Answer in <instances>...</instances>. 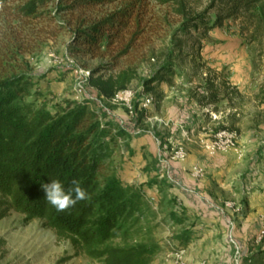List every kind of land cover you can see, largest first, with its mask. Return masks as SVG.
Returning a JSON list of instances; mask_svg holds the SVG:
<instances>
[{
	"label": "rangeland",
	"instance_id": "rangeland-1",
	"mask_svg": "<svg viewBox=\"0 0 264 264\" xmlns=\"http://www.w3.org/2000/svg\"><path fill=\"white\" fill-rule=\"evenodd\" d=\"M56 1L49 2L47 10L54 13ZM176 3L184 7L183 16ZM17 6L0 5V77L25 72L33 79V91L41 94L36 104L51 110L65 101L83 102L106 115L114 129L125 130L127 138L112 151L111 166L117 180L137 188L149 204L144 228L151 230L157 248L160 244L157 254L164 259L159 263L171 260L166 242L180 244L178 240L192 236L202 238L197 245L198 264H264V233L260 235L264 217L261 229L259 221L257 225L245 221L249 202L264 210V21L257 10L225 20L221 28L186 34L180 31L185 19L205 14L211 24L220 4L212 0L165 4L113 0L64 11L57 16L58 22L72 25L76 21L88 25L123 10L133 11L134 19L121 44L101 58H81L71 51V35L60 31L55 21L25 25L16 18ZM126 46V54L119 57ZM168 58L171 75L163 74L160 82L146 85ZM126 69L135 74L126 88L131 94L128 102L99 99L85 81L91 74L107 78ZM146 100L149 105L143 109ZM154 116L164 125L156 127L151 120ZM220 132L234 134V146L210 153L204 144L213 143ZM178 148L186 154L183 162L170 160ZM190 155L199 166L216 156L232 166L207 175L201 171V177L195 178L184 165ZM178 172L193 180L214 177L224 182L222 191L214 196V215L222 222L218 235L209 227L200 229L201 221L194 214L181 213L179 202L170 205L165 195L174 185L179 186ZM176 218L181 219L178 225ZM0 264L96 263L57 239L40 221L25 223L22 216L7 212L0 220Z\"/></svg>",
	"mask_w": 264,
	"mask_h": 264
},
{
	"label": "trees",
	"instance_id": "trees-1",
	"mask_svg": "<svg viewBox=\"0 0 264 264\" xmlns=\"http://www.w3.org/2000/svg\"><path fill=\"white\" fill-rule=\"evenodd\" d=\"M51 1L0 0V5L18 3L16 18L25 25L55 21L60 31L71 35V51L81 58L105 56L121 44L134 19L132 10H123L88 25L79 21L64 24L57 20L64 11L89 9L113 0H57L55 14L47 10ZM159 1L165 4L171 0ZM212 1L221 7L214 21L208 24L205 14L185 19L180 28L183 34L221 28L225 20L254 10L264 21V0ZM176 5L183 16L184 7ZM163 74L171 75V58L146 85L160 82ZM134 77V72L126 69L107 78L91 74L86 83L106 101L126 90ZM33 88V79L25 72L0 77V220L13 212L25 223L40 221L57 239L67 241L96 264H152L158 248L152 243L151 230L144 228L149 204L137 188L117 180L110 162L119 141L127 138L125 130L114 129L106 115L83 102L65 101L47 110L36 104L41 94ZM52 179L59 180L66 190L76 180L88 198L57 212L45 201L41 187ZM180 222L179 218L174 221L176 225ZM115 240L120 243L114 244Z\"/></svg>",
	"mask_w": 264,
	"mask_h": 264
},
{
	"label": "crops",
	"instance_id": "crops-1",
	"mask_svg": "<svg viewBox=\"0 0 264 264\" xmlns=\"http://www.w3.org/2000/svg\"><path fill=\"white\" fill-rule=\"evenodd\" d=\"M207 145L208 143H205L204 148ZM205 154L209 156L208 155L209 153L208 154L205 153ZM208 160L209 162H207L205 166L203 165L199 166L194 160V158L191 157L190 155L186 159V163L184 165L188 167L187 169L189 171L192 170L193 168H197L201 171H204L206 175L211 172L212 174L221 172L224 169V167H225V170H227L229 167L232 166V164L228 165V163H226L225 158H218L216 156L210 159L208 158ZM184 165L182 164L181 167H183ZM176 175H178L177 179L179 182V186L178 184L174 185L173 188L168 190L167 193L169 195L168 194L165 195L168 200H171L170 205H173L175 202H179L182 207L181 213L186 212V213L194 214L199 219V221H201V223L198 225V227H201L200 229L203 228L202 227L203 225L204 227H209L210 229H212L214 232V235L215 234L218 235L220 233L219 227H221L222 222L218 216L214 215V213L216 212L214 211V207H216V202H217L214 200V196L219 194L222 191L224 187V184H223L224 182L221 180L220 181L215 180L214 177L210 179L206 178L202 180H193L189 178L186 174L181 173V172H178ZM164 192L165 191H163L162 193ZM248 209H249V212L247 214V217L245 218V221H248V222L255 221L256 225H257V222L259 221L258 229H261L260 220L264 217V212H263L264 210L261 208L258 209L257 207H254L251 204V202H249ZM181 217H185V216L182 215ZM203 223H206V224H203ZM226 228L228 229V227ZM194 229H198V228H194ZM200 232L204 234L205 230H200ZM207 232H210V231H207ZM213 232H210V233H213ZM201 233H197V235H200ZM201 241H202V238L198 239L192 236L188 240H186V236L178 240L182 250L184 251L183 254L185 253V256L183 257L184 260L182 259L183 264H198L197 259L199 257L200 249L197 251V248H198L197 245H200ZM159 247H160V244H159ZM159 249H161V247ZM161 257L162 256H160V253H158L155 256V259L152 264H160L159 261H163L164 259ZM172 257L173 256L171 255L168 256V258L171 260L170 261L168 260L166 264H174ZM213 263L219 264V262H214V261Z\"/></svg>",
	"mask_w": 264,
	"mask_h": 264
},
{
	"label": "built area",
	"instance_id": "built-area-1",
	"mask_svg": "<svg viewBox=\"0 0 264 264\" xmlns=\"http://www.w3.org/2000/svg\"><path fill=\"white\" fill-rule=\"evenodd\" d=\"M86 81V80H85ZM131 94L127 93L126 90L116 94L113 98L106 100L111 103H118V102H128L130 99ZM149 105V101L146 100L141 104V107L143 109L147 108ZM152 123L156 125V127H160L163 124L162 120L158 118L157 116H154L151 118ZM235 143V135L232 133H226V132H220L216 134V140L213 143L208 144L205 146V149L209 151L210 153H214L215 151H224L225 149H228L230 147H233ZM186 158L185 152L178 148L171 156V161H177V162H183ZM191 174L195 178L201 177V170L197 168H193L191 170ZM264 229L260 231V235L263 234ZM166 245L168 247V250L171 252V256L174 258V264H183L181 255L183 254V250L179 248V244L176 241L166 242ZM205 264V263H201Z\"/></svg>",
	"mask_w": 264,
	"mask_h": 264
},
{
	"label": "clouds",
	"instance_id": "clouds-1",
	"mask_svg": "<svg viewBox=\"0 0 264 264\" xmlns=\"http://www.w3.org/2000/svg\"><path fill=\"white\" fill-rule=\"evenodd\" d=\"M44 191L45 201L56 209L63 212L65 209L74 206L78 201L87 199V193L79 186L76 180L71 182V186H65L59 180L52 179L47 184L41 185Z\"/></svg>",
	"mask_w": 264,
	"mask_h": 264
}]
</instances>
